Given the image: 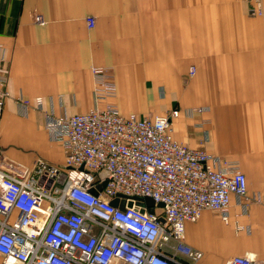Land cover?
Instances as JSON below:
<instances>
[{
    "label": "crops",
    "instance_id": "0c3cea01",
    "mask_svg": "<svg viewBox=\"0 0 264 264\" xmlns=\"http://www.w3.org/2000/svg\"><path fill=\"white\" fill-rule=\"evenodd\" d=\"M87 17H94L91 28ZM0 43L9 90L0 118L7 166L31 167L38 157L64 163L45 115L92 108L91 68L103 67L116 86L108 102L123 114L154 115L173 104L208 109L201 116L211 128L205 147L241 166L248 206L232 196L227 223L211 209L185 223L184 243L202 252L195 264H225L231 255L264 260V17L251 3L0 0ZM184 121L172 120L174 137L196 146L203 133Z\"/></svg>",
    "mask_w": 264,
    "mask_h": 264
},
{
    "label": "built area",
    "instance_id": "2783aa9c",
    "mask_svg": "<svg viewBox=\"0 0 264 264\" xmlns=\"http://www.w3.org/2000/svg\"><path fill=\"white\" fill-rule=\"evenodd\" d=\"M244 1L264 17V0ZM35 20L43 21L41 15ZM86 23L93 27L94 17ZM91 71L93 107L44 118L63 149L62 165L38 157L31 167H10L0 151V264H195L202 252L184 243L185 223L203 209L217 211L227 223L232 196L248 206L244 173L175 139L176 109L121 113L108 102L115 83L102 67ZM7 77L0 67V118ZM18 102L28 104L25 97ZM34 103L40 107L42 98ZM122 196H147L163 206L149 213L146 206L111 204ZM225 264L264 260L231 255Z\"/></svg>",
    "mask_w": 264,
    "mask_h": 264
},
{
    "label": "rangeland",
    "instance_id": "374dc122",
    "mask_svg": "<svg viewBox=\"0 0 264 264\" xmlns=\"http://www.w3.org/2000/svg\"><path fill=\"white\" fill-rule=\"evenodd\" d=\"M103 69H105V68H103ZM194 72H195V67L193 65H191L189 67L188 76L187 77L188 78L192 77ZM104 75L106 77L108 76V78L110 79L111 82H114L113 79L109 76V74H108L106 69L104 71ZM93 84H94V79H93ZM170 109L178 110L179 114H178V116L176 118L181 117V118H183L185 120L184 122L189 121L190 123L193 124L194 128L201 129V131L203 133V136H202L203 139H199V140L196 139L197 145L193 146L194 148H202L205 151H207L208 153H211L213 155H218L217 153L212 152V151L208 150L205 147V144L209 141V135H210V129L211 128L209 126L206 127L208 125V123H209V122H207V120H209V119L208 118H202L201 116H203V115L205 116L207 111H208V109H205V107H202L201 105L182 108V107L178 106V104H173L172 107H170V108H168V109H166L164 111H167V110H170ZM191 119H192V122L190 121ZM173 136H174V134H173ZM184 144H185V142H184ZM189 147H192V146H189ZM218 156L226 163H232L234 165H237L238 168L241 170V166H240V164H239V162L237 160L228 158L227 156H220V155H218ZM155 211L159 212L160 208H157V206H156L155 207Z\"/></svg>",
    "mask_w": 264,
    "mask_h": 264
},
{
    "label": "water",
    "instance_id": "95a60500",
    "mask_svg": "<svg viewBox=\"0 0 264 264\" xmlns=\"http://www.w3.org/2000/svg\"><path fill=\"white\" fill-rule=\"evenodd\" d=\"M118 196V195H117ZM126 199H128V201H126ZM125 203L128 206H131L132 204L136 205V206H140V207H147V210L149 213L153 212V207L154 206H158L161 207L163 206V204L161 202L155 204V202L153 201V199H151L150 197H139V196H122V199L119 200L118 197H115L111 200V204L112 205H117L121 208L124 209V205ZM161 221H163V218L160 217L159 218Z\"/></svg>",
    "mask_w": 264,
    "mask_h": 264
}]
</instances>
